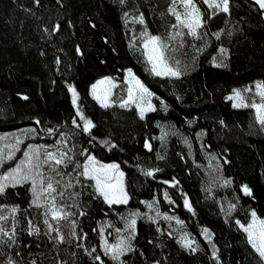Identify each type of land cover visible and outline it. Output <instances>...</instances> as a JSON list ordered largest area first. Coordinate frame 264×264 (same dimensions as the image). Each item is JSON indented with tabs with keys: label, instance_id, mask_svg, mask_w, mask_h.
Masks as SVG:
<instances>
[{
	"label": "trees",
	"instance_id": "trees-1",
	"mask_svg": "<svg viewBox=\"0 0 264 264\" xmlns=\"http://www.w3.org/2000/svg\"><path fill=\"white\" fill-rule=\"evenodd\" d=\"M168 3L127 0L125 7L119 0H40L39 4L35 0H0V135L19 134L24 148L29 143L55 142L58 137L42 129L68 132L64 147L71 149L69 154L83 160L80 153L87 148L105 163L119 164L130 194L127 204L109 206L94 193L91 182L67 189L82 193L75 197L79 206L70 211L75 213L71 219L76 221L78 236L87 233V237H70L53 247L55 242L43 235L42 210L29 207L30 192L24 186L10 188L7 196H0V204L19 205L20 244L7 251L20 264H30L32 259L38 264H99L84 250L93 246V255H101L106 264H116L99 247L100 229L114 241L115 229L124 227L121 216L137 210L135 247L121 257L125 264H217L211 255L213 244L219 264H257L236 220L247 222L252 209L264 217V129L255 122L254 110L234 108L226 97L234 88L264 80V21L250 0H231L230 15L220 12L207 19L205 13L203 30L208 35L203 40L185 36V44L178 45L174 53L189 69L179 78L157 77L142 54L143 25L131 16L138 14L132 11L138 6L148 31L166 36L167 22L174 18H161L160 13L166 12ZM124 11L130 12L127 24ZM219 29L224 32L217 39L212 33ZM133 36L137 40L130 46ZM205 40L207 47L196 53L195 47ZM221 44L228 49L226 58L218 55L223 67L211 62ZM128 67L156 93L152 98L156 109L144 119L134 108L122 109L118 103L103 108L89 93L96 80L112 76L116 86L111 99L118 101L126 95L123 78ZM69 84L76 87L79 106L95 125L91 136L71 123L75 117L83 124L71 103ZM33 128L38 136L30 131ZM161 133H166L163 142ZM102 140L115 146L106 147ZM145 141L151 149L144 147ZM20 155L16 153L17 158ZM209 167L213 168V185L206 173ZM149 168L157 171L148 176ZM222 178H230L231 183L220 185ZM166 180L178 183L166 184ZM243 184L251 188V195L242 191ZM185 197L192 210L184 206ZM153 200L162 213L179 217L183 224L175 219L149 220L153 216L147 204ZM64 201L73 204L67 195ZM230 203L234 209H229ZM29 219L41 228L39 238L22 231ZM69 227L63 228L66 235ZM204 228L211 231L212 243L205 239ZM181 233L195 242L196 251L182 245ZM16 250L21 251L20 256L15 255ZM5 259L0 255V264Z\"/></svg>",
	"mask_w": 264,
	"mask_h": 264
},
{
	"label": "snow or ice",
	"instance_id": "snow-or-ice-1",
	"mask_svg": "<svg viewBox=\"0 0 264 264\" xmlns=\"http://www.w3.org/2000/svg\"><path fill=\"white\" fill-rule=\"evenodd\" d=\"M35 2L39 4L40 0H35ZM119 3L122 6H127V0H119ZM203 4L207 5L208 9H211L207 19H211L220 12L231 14V0H203ZM254 5L258 6V12L261 16H264V0H254ZM132 11L138 14L131 16V19L143 25L140 32V43L142 54L150 65L151 73L157 77L179 78L183 76L190 65L183 63L180 59H176L174 53L179 50L178 45L183 46L185 44V36H191L193 40H203V37L208 35L203 30L206 24V17L201 5L197 0H169L166 12L162 11L160 13L161 18H164L166 15L174 18V22H167L166 36L154 35L148 31L145 15L139 10L138 6ZM129 16V11L123 12L122 18L126 24ZM59 27V24L55 26L56 29ZM222 32H224V29H219L213 32L212 35L219 39ZM228 35L231 36L232 32L229 31ZM136 40L137 37L133 36L130 46ZM207 45L208 41L205 40L203 44L195 47V52H202ZM77 51H80L79 47H77ZM227 52L228 49L221 44L218 54L212 55L211 62L216 66H226L223 60L218 59V55L226 58ZM184 55L187 54L185 53ZM195 60L196 57L193 56V66ZM124 71L126 75L123 79L127 84L126 95L121 96L118 101L111 99L113 89L116 86V81L112 76H103L93 83L91 85V95L103 108H108L110 105L118 103L122 109L134 108L140 119H144L147 113L156 109V105L152 102V98L156 96V93L131 67L126 68ZM254 83V89L251 86L244 89H232L231 95L227 96L226 99L233 101L232 106L234 108H251L254 110L255 122L259 124L261 129H264V80H256ZM68 90L71 93V103L76 107V114L80 121L83 122L81 126L74 117L71 123L77 129H81L82 132L88 133L91 136V130L95 125L92 119L79 106V93L76 87L69 84ZM253 92L255 95L250 97L251 102L249 103V97L246 94ZM161 103L165 110H167V104H164L163 101ZM36 123H40L39 119H36ZM220 123L223 124L224 121L221 120ZM30 131L37 136L40 134L34 128ZM41 131L49 136L58 138L52 144L29 143L26 147L22 148L23 140L20 135H12L10 138L9 134L6 133L0 137V196H7L10 188H16L17 186L26 187L31 194L29 207L35 206L37 209L42 210V223L45 229L43 235L50 241H54L53 247H56L70 237H87V233H83V237L78 236L75 231L76 221L71 219L75 213L70 211L71 207L79 206L75 197L80 196L82 193L76 191L67 192V189L74 188L76 184L84 187L91 182L94 193L101 197L109 206L127 204L130 194L126 190L124 182L125 173L121 170L119 164L115 162L105 163L95 154L89 153L87 148L82 149L80 153L83 156V160L76 159L75 153L70 155L71 149L64 147L67 144L68 132L59 131L58 128L53 127H48ZM163 135H166V133ZM3 141L8 142L5 144ZM184 142L191 148V144L187 139ZM101 143L109 148L115 146L114 142L110 143L108 140H102ZM144 147L151 149V145L147 141H145ZM17 152H22V156L17 158ZM9 161L12 162L11 165L7 163ZM156 171L157 169L149 168L146 174L152 176ZM222 179L224 185L231 183L230 178ZM164 183H178V181L166 180ZM241 188L246 195L252 194V190L247 184L241 185ZM66 195L69 199L73 200L72 205L64 201ZM164 195L166 199L170 200L167 192ZM172 202L174 203V201ZM145 203L148 202L145 201ZM184 206L192 210L186 197ZM148 207L152 208V204H148ZM234 208L235 205L230 203L229 209ZM18 212L19 205L17 204H0V255L6 257L4 264H20L7 251L8 249L15 250L14 246H19L20 244V241L17 239L19 236L17 225L20 223L17 219ZM84 214V212H80V215ZM139 215L140 213L137 210L129 212L127 217L121 216V219L124 221V227L115 229L116 237L112 242L104 235L103 228L100 229L99 247L103 249V255L110 257L116 264H125L121 257L125 253L134 250L135 245L132 241L136 235V218ZM164 217L169 220L175 219L177 224H183V221L179 217H169L167 213H164ZM148 219L153 220L154 218L149 216ZM62 221L65 222L63 225ZM236 224L245 234L246 243L251 248L250 254H253L254 258L257 259V264H264V217L258 216L256 210L252 209L250 219L247 222L242 223L237 219ZM69 225L71 227H69L66 235L63 228ZM22 231H26L28 235L36 236L37 238L41 234V228L34 224L31 219L27 221V227L22 229ZM203 231L205 239L209 243H212L211 231L208 228H204ZM180 242L184 247L196 251V248L193 247L195 242L188 238L187 233H181ZM84 250L94 261H98L99 264H106L101 255H93L96 252L95 246L91 250L88 248ZM15 255L20 256L21 251L16 250ZM72 255L75 256L76 254L73 252ZM211 255L217 261V264H219L220 257L214 244ZM30 264H38V262L36 259H32ZM60 264H66V262L61 261ZM153 264H159V262L154 261Z\"/></svg>",
	"mask_w": 264,
	"mask_h": 264
},
{
	"label": "rangeland",
	"instance_id": "rangeland-1",
	"mask_svg": "<svg viewBox=\"0 0 264 264\" xmlns=\"http://www.w3.org/2000/svg\"><path fill=\"white\" fill-rule=\"evenodd\" d=\"M197 2L201 5V7H202V10L203 11H205V13L206 14H208V13H210V11H211V9H208L207 8V5H204L203 4V0H197ZM126 75V72H124V76ZM101 79V78H100ZM99 80V79H98ZM97 81V80H96ZM95 81V82H96ZM94 82V83H95ZM251 87L254 89V87H255V83L254 84H252L251 85ZM89 93H90V96L92 97V95H91V87H90V90H89ZM71 94V93H70ZM248 97H249V103L251 102V100H250V97L251 96H253V95H255V93L253 92V93H247L246 94ZM229 96V95H228ZM93 98V97H92ZM94 99V98H93ZM95 100V99H94ZM229 100V99H228ZM257 100H258V97H257ZM96 101V100H95ZM231 103H233V101H231V100H229ZM97 102V101H96ZM97 104L98 105H100L98 102H97ZM74 106V105H73ZM101 106V105H100ZM74 108H75V110H76V107L74 106ZM12 135H19V134H9V136H10V138H11V136ZM3 135H0V137H2ZM159 140L161 141V142H163V140H164V136H163V133H161V135L159 136ZM8 141H3V143H7ZM20 156H22V152H21V155ZM211 171H213V168L212 167H209L208 169H207V171H206V173L211 177L210 178V183H211V185H213V175L210 173ZM220 185H222L223 183H219ZM165 201L167 202V203H169L170 202V200L169 199H166L165 198ZM148 204H152V208H149L148 207V209H149V211L152 213V216H153V218L154 219H158V218H165L164 217V213H162L161 211H160V209H159V206L157 205V202H156V200H153V201H151V202H149ZM148 204H147V206H148ZM167 215L169 216V217H172V215L171 214H169V213H167ZM238 226V225H237ZM238 228H239V226H238ZM240 229V228H239ZM241 230V229H240ZM242 231V230H241Z\"/></svg>",
	"mask_w": 264,
	"mask_h": 264
},
{
	"label": "water",
	"instance_id": "water-1",
	"mask_svg": "<svg viewBox=\"0 0 264 264\" xmlns=\"http://www.w3.org/2000/svg\"><path fill=\"white\" fill-rule=\"evenodd\" d=\"M254 4V0H250ZM258 8V6H256ZM262 19L264 21V16H262Z\"/></svg>",
	"mask_w": 264,
	"mask_h": 264
}]
</instances>
